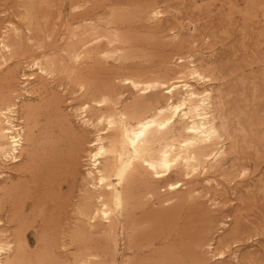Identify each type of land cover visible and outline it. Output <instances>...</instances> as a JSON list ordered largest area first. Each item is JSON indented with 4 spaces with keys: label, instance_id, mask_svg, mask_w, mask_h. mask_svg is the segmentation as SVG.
<instances>
[{
    "label": "bare ground",
    "instance_id": "6f19581e",
    "mask_svg": "<svg viewBox=\"0 0 264 264\" xmlns=\"http://www.w3.org/2000/svg\"><path fill=\"white\" fill-rule=\"evenodd\" d=\"M53 1L21 0L20 18L25 29L14 22L0 24V69L24 54L23 33L30 34L28 40L34 34L51 35L49 26L54 18L50 12L54 3L62 2ZM89 1H70L68 13ZM249 10L246 16L250 17ZM92 13L67 19L63 35L72 43L57 49L59 56H33L26 61L18 76L19 89L3 91L11 75L0 78V264H117L126 238L132 244L125 247L134 248L138 234L132 220L138 207L146 205L144 201L154 198L167 204L188 197L185 192L190 191L195 178L206 182L215 179L233 151L247 146L242 133H254V127L262 124L261 119L257 124L252 117L247 118V107L227 108L225 94L216 84L217 73L201 63L196 52L176 55L184 64H177L175 71L170 68L171 75L143 79L139 73L126 75L125 70L124 75L116 73L118 83H114L108 77L86 74L87 65L99 57L126 61L130 58L127 53L131 54L123 46L128 36L116 27L114 15L104 18ZM164 14L160 5L141 12L151 19ZM102 40L108 47L90 48ZM58 74L73 80L80 93V103L74 108L79 126L69 123L60 112V102L46 98L49 83ZM43 115L66 133L67 149L43 148L44 142L51 143L50 135L41 132ZM87 132L92 134L88 140ZM51 155L61 164V173L64 170L75 178L76 166L85 162L77 188L71 185L64 191L61 176L57 178L56 171L44 162ZM247 172L241 167V176ZM220 223L217 231L228 225L226 220ZM231 233L208 240L206 246L213 257L223 258L236 242L235 230ZM231 256L237 261L238 249L231 251Z\"/></svg>",
    "mask_w": 264,
    "mask_h": 264
},
{
    "label": "rangeland",
    "instance_id": "374dc122",
    "mask_svg": "<svg viewBox=\"0 0 264 264\" xmlns=\"http://www.w3.org/2000/svg\"><path fill=\"white\" fill-rule=\"evenodd\" d=\"M20 1L0 0V24L6 25L8 22H14L25 29L20 18L23 13V9L19 7ZM61 1L62 4L56 2L54 3L56 5L53 4V8L51 7L53 11L51 10L50 13L54 18L49 26L51 35L34 34L30 41L28 40V36L31 37L30 34L23 33L24 54L20 53L0 69V78L6 73L5 76L14 75V78L10 76L11 78L9 77L10 79L8 78V81L3 84V91H7L6 88L13 90L18 87L19 89L18 76L26 61H29L31 57L46 59L49 56L50 58L54 55L59 56L60 53L56 50H61L72 43L68 36L63 35L66 32L64 27L69 17H74V19L75 15L76 18L85 17L93 12V16L96 13L95 16L99 14L108 18L114 10V14L112 13L110 17L114 15L116 21L122 18L120 22H115V25L121 30L123 36L126 38L128 36L127 39L131 40L126 42L127 45L126 43L122 45L124 49H128L127 52L135 56L127 53L130 58L128 57L126 61L123 59L106 61L99 57L94 64L87 65L84 69L86 74L98 77V79L108 77L113 82L115 81L114 83H118L116 76L124 75L125 70L126 75L139 73L138 75H141L143 79L144 77L156 78L157 75L158 77L171 75L172 70L175 71L183 65L184 62H179L178 57L181 53L196 52L201 58L200 62L209 64L210 70L217 73L216 84L218 90L223 95H227H224V99L228 101L224 100L227 108H233L234 111L237 106L244 109L247 107L245 113L246 116L248 114L247 118L252 117L257 124L260 123L258 119L262 122L260 126L258 124L254 127V133H242L247 138L248 142L245 144L247 146L243 145L241 150L233 151L230 155V163L228 162L223 167V171L221 170L215 179L206 182L201 177L195 178L191 183L190 191L185 192L188 197L184 196L177 202L174 200L166 204L161 199L154 198L144 201V203L147 202L146 205L141 204L138 207L136 216L134 215L136 219L132 220L136 224L135 226L132 223L136 228L135 232L139 235L135 237L136 246L134 245V248L129 250L127 247L132 242L126 238L117 264H264V136H262L264 133V0H90L80 10L71 11V13H68V3L75 0ZM96 2H99L98 5ZM156 5L165 9L163 17L151 19L141 15V12ZM143 8L146 9L141 10ZM246 10L252 13L250 17L246 16L248 12ZM85 12L88 14L83 16ZM253 13H257L255 15L257 18H254ZM95 47L105 49L108 46L105 40H102L90 45V48ZM174 67L177 68L173 69ZM168 70L171 72L169 73ZM66 77L65 74H58L49 83L46 98L51 97L58 103L60 102L58 104L60 112L62 111L61 113L69 119L68 122L71 121L73 125L79 126L74 108L80 103L78 101L80 93L76 91L77 87H74L73 80L69 78L66 80ZM57 93L58 96H56ZM249 109L253 110V114L248 112ZM234 120L237 122L239 118L235 117ZM241 120L243 121V118ZM51 121L53 120L47 115L41 117V127L44 129L41 131L42 135H50L51 143H53L44 142L43 148L48 149L47 151L67 149L66 133ZM86 136L88 140L92 134L87 132ZM51 156L46 157L44 162L54 169L53 173L56 171L57 178L61 176L64 191H68L71 185L77 188L83 175L85 162L78 163L77 176L76 178L72 176V179L63 168L61 173V164L59 165L55 157ZM243 166L248 172L241 176L240 171ZM161 205L168 211H164L165 208L162 209ZM224 220L228 221V225L222 231L219 230L221 232L217 231L220 222ZM234 230L237 235L235 245L230 246L231 250L226 249L223 258L213 257L214 254H211L206 246L208 240H216L220 236L233 233ZM99 242L103 241L99 238ZM126 242H129L128 245ZM237 249L239 258L236 261L231 256V251Z\"/></svg>",
    "mask_w": 264,
    "mask_h": 264
}]
</instances>
